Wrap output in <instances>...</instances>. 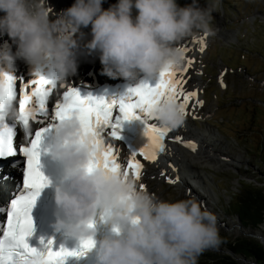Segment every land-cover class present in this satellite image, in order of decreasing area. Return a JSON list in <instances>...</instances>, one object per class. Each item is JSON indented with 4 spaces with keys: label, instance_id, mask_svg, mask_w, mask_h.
<instances>
[{
    "label": "clouds",
    "instance_id": "clouds-1",
    "mask_svg": "<svg viewBox=\"0 0 264 264\" xmlns=\"http://www.w3.org/2000/svg\"><path fill=\"white\" fill-rule=\"evenodd\" d=\"M74 0L53 13L49 0H0V35L16 45L15 52L0 47V97L5 120H16L19 109L8 96L4 74L22 59L47 65L56 85L67 83L78 70L82 51L98 54L102 74L139 85L159 80L168 68L186 62L183 41L199 32L212 33L213 13L222 0H199L181 5L178 0ZM90 26V39L83 29ZM151 118L162 128L177 129L185 122L181 102L164 97L151 107ZM53 159L64 166L56 187L60 209L57 230L95 241V218L103 210L114 232L98 241V264H198L208 248L218 247L217 216L195 196L164 200L142 189L132 175L104 167L89 169L92 149L81 142L76 114L57 124L51 142ZM91 225V226H90ZM95 243H97L95 241ZM31 264V262H30Z\"/></svg>",
    "mask_w": 264,
    "mask_h": 264
},
{
    "label": "rangeland",
    "instance_id": "rangeland-1",
    "mask_svg": "<svg viewBox=\"0 0 264 264\" xmlns=\"http://www.w3.org/2000/svg\"><path fill=\"white\" fill-rule=\"evenodd\" d=\"M178 2L184 5L191 0ZM73 3L74 0H49L53 13ZM114 3L116 0H104L103 7ZM199 3L203 6L206 0H199ZM213 17L211 34L193 35H204L207 43L202 53L194 56L197 71L191 73L200 80L198 94L202 103L186 111L185 129L191 133L190 137L199 133L201 138H206L216 156L212 165H197L192 160L193 155H181L185 162L188 161L186 164L189 167L194 164L192 168L200 174L201 178L195 177L196 181L192 177L191 180L180 178L175 181L177 184L170 180L159 181L157 176L162 173L151 175L150 164L143 172L149 183L141 181L160 199L195 196L215 213L223 242L218 247L206 249L198 257V264H205L207 253L230 256L240 264H264L244 252L242 255L228 250L234 241L251 242L258 254L264 249V221L256 227L243 223L236 214L242 196L235 195L243 186H246L243 190L258 188L264 194L261 158V150L264 152V0H222L221 10L213 13ZM220 30L225 36L220 35ZM83 31L88 34L84 39H90V26ZM8 40L15 49L13 41ZM81 54L88 53L82 51ZM185 82L186 86L192 85V82ZM180 140L187 148L197 149L193 139L184 140L183 137ZM218 161L221 162L215 164ZM162 164L169 166L165 161Z\"/></svg>",
    "mask_w": 264,
    "mask_h": 264
},
{
    "label": "snow or ice",
    "instance_id": "snow-or-ice-1",
    "mask_svg": "<svg viewBox=\"0 0 264 264\" xmlns=\"http://www.w3.org/2000/svg\"><path fill=\"white\" fill-rule=\"evenodd\" d=\"M187 70V67L165 69L160 73L155 85L143 81L139 85L130 87L128 94L119 99L108 100L92 94L82 96L76 87H68L62 94V100H56L51 105L49 100L57 87L53 81L37 74L34 79L24 82L23 78L9 73L4 74L8 96L16 101L19 97V115L15 121L21 123L27 130L30 142L21 143L18 149L25 165L22 190L11 199L6 222L0 233V264H30V262L31 264H66L69 257L83 255V251L77 252L64 247L57 249L51 240L46 244L41 241L40 247H34L29 243V237L34 232L31 210L40 190L49 183L48 178L40 170L43 137L55 129L59 122L76 114L81 123V142L89 143L93 153L88 165L89 169L100 166L114 172L123 170L125 175L130 174L138 181L142 176L143 164L137 157L156 160L157 154L165 151V138L170 131L160 127L156 122L149 123L155 121L151 118L152 105L166 96L177 100L183 96L182 104L186 111L189 100L196 96L195 92L185 93L181 80L177 78L178 72L183 73ZM197 102L202 103V101ZM3 108L4 98L0 97V124H3V133H0V160L17 154V146L13 143L15 133L13 128L4 123ZM138 110L143 114L146 125L145 135L149 139L143 147L131 151V158L125 167L119 160L118 150L107 138L120 140L123 122L140 118ZM32 122L39 125L35 131ZM4 135L7 136L6 142L9 147L3 146ZM139 186L145 189L143 183ZM81 242L84 249L92 248L95 244L91 237L83 238Z\"/></svg>",
    "mask_w": 264,
    "mask_h": 264
},
{
    "label": "bare ground",
    "instance_id": "bare-ground-1",
    "mask_svg": "<svg viewBox=\"0 0 264 264\" xmlns=\"http://www.w3.org/2000/svg\"><path fill=\"white\" fill-rule=\"evenodd\" d=\"M216 29H218V28H216ZM219 33H220V35L225 36V34L221 30L219 31ZM7 38L8 37H7L6 34L0 35V47H8V48H10L11 51L15 52L16 48L13 49V47H12L13 45H11L10 41ZM192 42L193 43L196 42V47H195L196 50H201L207 44L205 36L202 35V36H198L195 39H193V41H191L188 45H184V48L185 49L190 48L192 46ZM84 55H86V54H84ZM96 57H97L98 61H96L94 63L91 62L88 58L84 57V67H83L84 68L83 69L84 73L82 75L85 78H90L91 75H93V74L102 75L101 69H102L103 66L100 63L98 54H96ZM186 65L192 66L191 64L186 62L184 64V66L182 67V69ZM16 66L18 67V69H16V71H15V69H12L11 71H15L19 78L24 77L26 79L32 78L36 74L37 70L39 69L38 65L30 64V63H28V62H26V61H24L22 59H18L16 61ZM194 71H195V69H194ZM78 75L79 74L76 73V77H78ZM196 77L191 76L188 79L185 76L186 80H190L192 82V86L189 87V88H183L184 92L185 93H190V92H195L196 93V96L192 97L189 100L186 111H188L189 109L192 110V109L195 108L193 102L197 100V95H199L198 93H199V90H200L201 86H200V80L198 78H196ZM179 102L182 103L183 102V98L180 99ZM185 128H186V124L184 122V124L182 126L178 127L177 129H173L170 132V137L167 140V144L168 145H167L166 154L164 155V158L166 159L167 164L170 167L169 166L164 167V164L160 163L157 160L148 162V164L151 165L150 170H149V171H151V175L158 174V172L162 173L161 176L160 175L157 176V180H159V181L160 180H164V181L165 180H170V181H174V183H175V181L179 180L180 178L185 180V178L190 179L192 177V178H194L195 181L197 180V179H195V177L196 178H201L200 174H198L192 168V166L194 164H192V166L189 167V165L186 164V163H188V161L185 162V159L183 158V156H181L182 154L193 155L192 160L197 165L198 164H201V165H212L211 164L212 159L214 158V156H216L215 153L213 152V149L211 148L212 145L211 144L209 145L208 142H206V138H201L202 136L199 133H198V135L194 134L193 136L190 137L189 135H191V133L188 130H186ZM177 137H179V139H176ZM183 137H184V140L193 139L192 142L196 143L197 149L193 150V149H190V148H187L186 146H184L183 145L184 142H182L180 140ZM207 140L210 141L211 138L208 137ZM111 143L118 150V152H119V160L122 163V161L124 160V157H125L124 156V151L119 148V145L117 143L112 142V141H111ZM17 152H19L18 149H17ZM186 158H188V157H186ZM220 162L221 161H218L215 164H217V163L219 164ZM142 177L140 178V180H138L139 184L143 183L144 181L148 182L147 179H144V177L143 178ZM177 177H178V179H177ZM141 180H143V182ZM172 184H173V182H172ZM175 184H177V183H175ZM144 185H145V190H147V191H149L151 193L150 187L147 185V183H145Z\"/></svg>",
    "mask_w": 264,
    "mask_h": 264
},
{
    "label": "trees",
    "instance_id": "trees-1",
    "mask_svg": "<svg viewBox=\"0 0 264 264\" xmlns=\"http://www.w3.org/2000/svg\"><path fill=\"white\" fill-rule=\"evenodd\" d=\"M261 158L264 162V152L261 150ZM248 185V184H245ZM246 186H243V189ZM239 189L235 195L242 196L237 208L236 214L243 223H250L255 226L257 223L264 221V194L258 188H251V190ZM257 220V222H256ZM228 250L236 254L244 253L257 258L261 263L264 261V249L258 254L257 247L251 242L234 241L228 246ZM244 252V253H243ZM205 264H240L230 256H220L217 254L207 253L204 260Z\"/></svg>",
    "mask_w": 264,
    "mask_h": 264
},
{
    "label": "water",
    "instance_id": "water-1",
    "mask_svg": "<svg viewBox=\"0 0 264 264\" xmlns=\"http://www.w3.org/2000/svg\"><path fill=\"white\" fill-rule=\"evenodd\" d=\"M264 240V239H263Z\"/></svg>",
    "mask_w": 264,
    "mask_h": 264
}]
</instances>
